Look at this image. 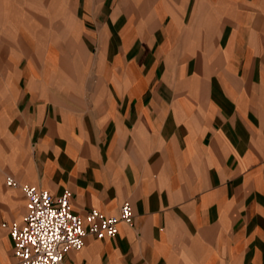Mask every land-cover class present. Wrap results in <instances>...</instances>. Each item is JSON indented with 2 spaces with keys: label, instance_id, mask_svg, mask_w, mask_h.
Here are the masks:
<instances>
[{
  "label": "crops",
  "instance_id": "obj_1",
  "mask_svg": "<svg viewBox=\"0 0 264 264\" xmlns=\"http://www.w3.org/2000/svg\"><path fill=\"white\" fill-rule=\"evenodd\" d=\"M75 7L81 70L66 34L39 67L0 35V222L25 210L11 176L68 190L78 214L129 202L131 223L85 234L66 264H264V0ZM16 261L0 225V264Z\"/></svg>",
  "mask_w": 264,
  "mask_h": 264
},
{
  "label": "built area",
  "instance_id": "obj_2",
  "mask_svg": "<svg viewBox=\"0 0 264 264\" xmlns=\"http://www.w3.org/2000/svg\"><path fill=\"white\" fill-rule=\"evenodd\" d=\"M5 181L10 186H19L25 197L21 221L0 222L9 230L17 258L14 264H66L65 253L80 248L85 234L97 238L112 236L119 221L128 224L132 221L127 200L119 204L116 214H104L93 207L78 214L71 209L68 190L52 195L32 184H21L11 176Z\"/></svg>",
  "mask_w": 264,
  "mask_h": 264
},
{
  "label": "rangeland",
  "instance_id": "obj_3",
  "mask_svg": "<svg viewBox=\"0 0 264 264\" xmlns=\"http://www.w3.org/2000/svg\"><path fill=\"white\" fill-rule=\"evenodd\" d=\"M77 0H0V35H19L20 54H30L39 67L42 59L55 65L60 51L61 35L71 43L67 55L72 52L74 63L70 65L82 69L83 62L92 55L94 47L89 44L81 27V20L88 15L79 14L75 7ZM16 25L19 27L17 30ZM66 29V30H65ZM64 48V47H63ZM30 52V53H29ZM63 52L61 51V54Z\"/></svg>",
  "mask_w": 264,
  "mask_h": 264
}]
</instances>
